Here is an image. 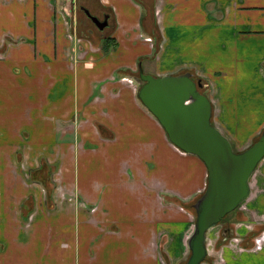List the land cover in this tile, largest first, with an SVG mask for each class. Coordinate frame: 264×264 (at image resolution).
I'll list each match as a JSON object with an SVG mask.
<instances>
[{"label": "crops", "instance_id": "obj_1", "mask_svg": "<svg viewBox=\"0 0 264 264\" xmlns=\"http://www.w3.org/2000/svg\"><path fill=\"white\" fill-rule=\"evenodd\" d=\"M139 66L200 80L211 124L240 152L264 129V0H0V116L30 105L34 77L47 110L33 119L25 110L9 138L0 128V264L186 257L187 205L207 171L137 98ZM249 188L248 219L237 223L259 231L254 245H223L218 264H264V160Z\"/></svg>", "mask_w": 264, "mask_h": 264}, {"label": "water", "instance_id": "obj_2", "mask_svg": "<svg viewBox=\"0 0 264 264\" xmlns=\"http://www.w3.org/2000/svg\"><path fill=\"white\" fill-rule=\"evenodd\" d=\"M103 30L104 21L84 11ZM142 82L137 98L180 152L198 158L207 171L206 187L193 204L195 220L187 240L186 264H202L207 256L206 235L250 195L249 180L264 159V129L246 149L234 152L212 124V105L190 73L153 77L138 67Z\"/></svg>", "mask_w": 264, "mask_h": 264}, {"label": "rangeland", "instance_id": "obj_3", "mask_svg": "<svg viewBox=\"0 0 264 264\" xmlns=\"http://www.w3.org/2000/svg\"><path fill=\"white\" fill-rule=\"evenodd\" d=\"M8 67H10L12 74H14L16 76L29 73L28 69H26L25 66H23V67H19V66H15V65L11 66V64H10V66H8ZM145 70H146V68H145ZM3 77H6V82H4L1 86L3 88H7V80L11 84L13 81V78L8 77V75H6V74H3ZM33 79H34V81H32L30 85H27L28 89H31V90L34 89V92L32 93V97H34V98H33V100H31L30 105L27 104L25 109L24 108L21 109L20 111H22V112H20L18 110V112L13 111L10 114V111H11L10 110V111H5L4 114H2L0 116V128L4 129L3 130L4 132L2 131V134L5 133L6 138H9V136L15 132L17 127L20 128V126H21L20 124L22 122H24V115L23 114H24L25 110H26L27 114H28V112H30V116H32V119L35 118V116H37L38 114H42V113L47 114V110L45 108L46 100L44 99V97H42V84L40 82L36 81V77H34ZM16 81L19 83V78H17ZM138 84H140L139 81H138ZM18 85H20V83ZM12 86H14L17 89L16 92L14 90H11L12 92H14L19 97H21L22 95L24 96L25 93H23V88L21 86H16V85H12ZM2 90H4V89H2ZM15 94H14V96H15ZM77 120H78V118H75V120H74L75 125L73 124V125H67L66 126L67 129L70 130V132L72 134L70 136L74 140H75L74 134L76 133V128H77ZM80 125H81V123H80ZM58 132L60 133V131H58ZM258 137L256 138V140L258 139ZM246 148H244V149H246ZM44 149H45V151H48V150L52 149V147H50L49 145H45ZM253 182H255V181H253ZM194 203H195V200L193 199L187 205V209H188V213H189L188 215L192 219L193 224H194V220H195V211L191 207H193ZM235 211H237L236 214H235ZM243 212H244V209H242L239 206L236 210L231 212L228 216H225V218L218 224V226L214 227L213 229H211L207 233V236H206L207 256L204 260V264H218V263H216V258H218V253L221 252L223 245H226L225 248L228 251L233 250L235 247L239 248L240 250L247 251L251 246L254 245V243L252 242V239L250 237H251V235H254V234L256 235L259 231L258 232H256V231L250 232V233H248V235H245V231L249 230L247 226H244V225H246V222H242V224H241L242 226L239 225L240 222L237 223L238 221H240V220H238L239 218L244 220V221H246V219H248V218H246V216L244 215ZM225 228H228V230H226ZM192 231H193V227L190 229L189 232H187L186 238H189ZM223 231L226 232L225 235H223ZM249 240H251V242H249ZM162 254H163V248H162ZM189 255H190V253L188 251V254L186 255V257L184 259H181V260H172V259H167L166 257L161 258V263L162 264H186V261H187Z\"/></svg>", "mask_w": 264, "mask_h": 264}, {"label": "trees", "instance_id": "obj_4", "mask_svg": "<svg viewBox=\"0 0 264 264\" xmlns=\"http://www.w3.org/2000/svg\"><path fill=\"white\" fill-rule=\"evenodd\" d=\"M199 92H201V90H199ZM201 93H202V92H201ZM202 94H203V93H202ZM255 140H256V139H255ZM255 140H254V141H255ZM233 151L236 152L235 150H233ZM32 176H33L34 178H36V177H38V173H37V172H33V173H32ZM200 196H201V195H199V196L195 199V201H196ZM191 208H193V207H191ZM228 215H229V214H228ZM228 215H227V216H228Z\"/></svg>", "mask_w": 264, "mask_h": 264}, {"label": "flooded vegetation", "instance_id": "obj_5", "mask_svg": "<svg viewBox=\"0 0 264 264\" xmlns=\"http://www.w3.org/2000/svg\"><path fill=\"white\" fill-rule=\"evenodd\" d=\"M201 90H202V89H201ZM225 229H226V230H228V228H225ZM225 233H226V232H225V231H223V235H225Z\"/></svg>", "mask_w": 264, "mask_h": 264}]
</instances>
